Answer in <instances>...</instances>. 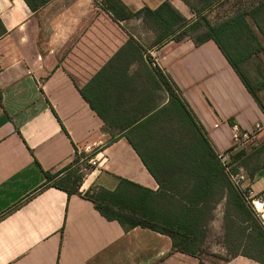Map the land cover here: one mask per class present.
<instances>
[{
  "label": "crops",
  "instance_id": "0c3cea01",
  "mask_svg": "<svg viewBox=\"0 0 264 264\" xmlns=\"http://www.w3.org/2000/svg\"><path fill=\"white\" fill-rule=\"evenodd\" d=\"M166 1L194 22L198 11L209 19L233 0H209L218 2L208 8V0L123 3L137 13ZM130 38L156 54L217 154L234 148L236 133L261 127L256 140L234 154L246 151L240 160L246 184L264 203V113L213 40L157 44L142 18L117 23L102 0H0V264H261L228 255L225 201L214 210L208 253L200 258L174 251L167 235L124 231L86 197L115 190L121 179L157 191L141 155L158 173L155 155L166 156L170 135L177 148L185 146L184 124ZM260 95L264 100V88ZM80 158L88 166L78 193L46 182V172L65 170L60 179L83 167ZM160 167L167 180L165 162Z\"/></svg>",
  "mask_w": 264,
  "mask_h": 264
},
{
  "label": "trees",
  "instance_id": "16d2710c",
  "mask_svg": "<svg viewBox=\"0 0 264 264\" xmlns=\"http://www.w3.org/2000/svg\"><path fill=\"white\" fill-rule=\"evenodd\" d=\"M214 2L218 1H204L203 8L210 7ZM102 6L117 23L135 17L142 18L145 25L156 34L157 44L172 38L175 41L191 39L196 46H200L213 40L264 113V100L260 95L264 81L254 83L241 68L249 58L264 50L248 22V18L252 19L257 28L263 31L258 15L264 12V0H260V3L251 10L238 9L231 16L214 24L206 16H202L200 11L197 12L198 19L189 22L167 1L156 10L144 8L137 13H132L124 5L123 0H102ZM245 33L248 34V38ZM235 37H240L242 39L239 40L246 42V51L244 48L236 47ZM128 45L133 47V51L140 54L143 61L158 74L162 87L169 95L171 111L184 124L185 146L177 148L171 135L170 140L164 139L168 152L162 159L155 155L159 163V167L156 165L158 173L137 150L159 184L157 191L121 179L115 190L100 189L95 195L86 197L107 220L119 222L124 231L141 227L167 235L172 240L174 251L193 257L200 256L206 239V229L214 210L218 204L225 201V246L228 255L232 258L244 256L264 264V227L244 194L232 183L229 173L197 127L170 77H166L158 67H151L150 61L146 59V49L136 40L130 38ZM229 47L236 53L237 60H234L227 51ZM84 96L86 97L85 94ZM181 140L175 139L178 144ZM245 155V150L231 155L229 165L233 172L242 166L240 160ZM161 162H165L167 166L164 170V174L169 176L167 180H162L159 176ZM64 172L65 170L55 174L46 172V182L66 191L68 195L78 193L82 176L77 177L70 171L58 179ZM253 175L251 172L250 180ZM237 221L243 228L240 226L235 228L236 224L239 225ZM237 229L238 233L235 232Z\"/></svg>",
  "mask_w": 264,
  "mask_h": 264
},
{
  "label": "rangeland",
  "instance_id": "374dc122",
  "mask_svg": "<svg viewBox=\"0 0 264 264\" xmlns=\"http://www.w3.org/2000/svg\"><path fill=\"white\" fill-rule=\"evenodd\" d=\"M260 3V0H233V1H224L223 6L219 7V9H217L215 12H213L209 18L211 23H216L219 20H222L226 17L231 16V12L234 11L236 12L238 9H253L254 7H256L258 4ZM231 14V15H229ZM258 19L261 22V26L263 28V31H261V29L257 28V26L255 25L254 21L250 18H248V22L250 24V27L253 29L254 33L257 35L259 41L261 42L263 48H264V12H261L258 15ZM245 35H247L246 37L248 38V34L245 33ZM240 37L242 36V34L239 35ZM240 37H235V45L238 49H242L244 48V50L246 51L247 45L245 44L246 42L244 40H239L242 39ZM252 47V45H251ZM227 51L230 52V55L232 56V58L234 60H237V55L234 52V50L232 48H227ZM242 70L244 71V73L246 74V76L248 78H250L254 83L256 82H262L263 81V74H264V50L263 52L252 56L251 58H249V60L247 62H245L242 66H241ZM79 157V155H78ZM81 159V158H80ZM92 159V158H91ZM88 162V161H87ZM82 164V163H80ZM90 164V163H89ZM86 165L88 166V164H86V162L83 163V167H76L73 172L75 173V175L77 177L82 176V178L84 177V175L87 173L86 172ZM225 213H226V209H225ZM225 216V214H224ZM237 223L239 225H235V228L237 226H240L243 228V226L241 225V223L239 221H237ZM234 228V229H235ZM236 233L239 232V230H235ZM226 233V231H225ZM207 235V233H206ZM211 242V241H210ZM224 244H225V239H224ZM208 252H206V239L205 242L202 246L201 249V254H200V258L202 257V255L206 254ZM228 259V257H227ZM210 262H212L211 264H219L220 261L218 259H210Z\"/></svg>",
  "mask_w": 264,
  "mask_h": 264
},
{
  "label": "built area",
  "instance_id": "2783aa9c",
  "mask_svg": "<svg viewBox=\"0 0 264 264\" xmlns=\"http://www.w3.org/2000/svg\"><path fill=\"white\" fill-rule=\"evenodd\" d=\"M156 54L149 52L147 54L146 59L150 61V65L152 68H157V59ZM261 127L256 125L255 129L252 131H243L238 132L234 136V148L217 154L218 159L225 167L226 171L230 175V179L232 183L244 194L246 201L250 204L252 210L254 211L256 217L260 220L261 224L264 227V203L260 202L256 197L255 191L247 182V175L245 170L242 167H238L236 172L232 171V167L229 165L231 161V155L234 154L237 149H245L249 144L253 143L256 140L258 132ZM84 159H79V164L84 163ZM89 163L95 165L96 162L93 159L89 160Z\"/></svg>",
  "mask_w": 264,
  "mask_h": 264
}]
</instances>
